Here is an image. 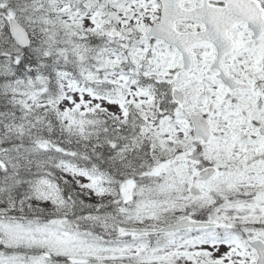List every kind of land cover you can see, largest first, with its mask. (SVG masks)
I'll return each instance as SVG.
<instances>
[{
    "label": "snow or ice",
    "instance_id": "snow-or-ice-1",
    "mask_svg": "<svg viewBox=\"0 0 264 264\" xmlns=\"http://www.w3.org/2000/svg\"><path fill=\"white\" fill-rule=\"evenodd\" d=\"M0 264H264V0H0Z\"/></svg>",
    "mask_w": 264,
    "mask_h": 264
}]
</instances>
